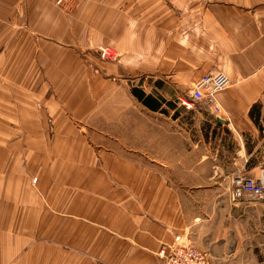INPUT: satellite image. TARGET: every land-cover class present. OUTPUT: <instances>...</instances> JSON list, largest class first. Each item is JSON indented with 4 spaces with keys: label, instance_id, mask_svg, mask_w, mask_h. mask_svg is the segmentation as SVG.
<instances>
[{
    "label": "crops",
    "instance_id": "obj_1",
    "mask_svg": "<svg viewBox=\"0 0 264 264\" xmlns=\"http://www.w3.org/2000/svg\"><path fill=\"white\" fill-rule=\"evenodd\" d=\"M56 2L0 0V264L264 251V200L233 197L264 171V0ZM217 72V116L186 109Z\"/></svg>",
    "mask_w": 264,
    "mask_h": 264
},
{
    "label": "built area",
    "instance_id": "obj_2",
    "mask_svg": "<svg viewBox=\"0 0 264 264\" xmlns=\"http://www.w3.org/2000/svg\"><path fill=\"white\" fill-rule=\"evenodd\" d=\"M57 5L70 9L72 3L69 0H57ZM102 57L109 61L117 59L116 54L108 47L100 48ZM230 86L229 78L222 72H217L204 77L190 92V99L181 100L183 106L190 110L194 104L203 102L206 104L208 112L217 116L220 108L216 96ZM37 182V179H34ZM250 197L254 200H264V171L258 178L239 177L234 180V199ZM159 256L164 260V264H209L210 255L196 247L192 241L184 235L176 236L174 243L164 246Z\"/></svg>",
    "mask_w": 264,
    "mask_h": 264
},
{
    "label": "rangeland",
    "instance_id": "obj_3",
    "mask_svg": "<svg viewBox=\"0 0 264 264\" xmlns=\"http://www.w3.org/2000/svg\"><path fill=\"white\" fill-rule=\"evenodd\" d=\"M70 3H72V6H75V5L79 4L78 0H69V4ZM56 4H57V2H56ZM60 8H62V7H60ZM62 9H64V8H62ZM64 10H66V9H64ZM99 53H100V49H99ZM263 225L264 224H260L255 219H253L251 221V223H250L251 234H253L255 236V237H251V240L257 241V239H258L257 234H258L259 231L263 230L262 229ZM260 243H263V242H260ZM194 245L196 247L200 248L196 244H194ZM200 249L206 251L210 255V252L207 249H203V248H200ZM209 264H211V256H210ZM232 264H264V251L254 250V251H250L248 253H243V254H241V256H239V259L235 260Z\"/></svg>",
    "mask_w": 264,
    "mask_h": 264
},
{
    "label": "trees",
    "instance_id": "obj_4",
    "mask_svg": "<svg viewBox=\"0 0 264 264\" xmlns=\"http://www.w3.org/2000/svg\"><path fill=\"white\" fill-rule=\"evenodd\" d=\"M135 95H137L139 98H142L141 95L137 92H135Z\"/></svg>",
    "mask_w": 264,
    "mask_h": 264
}]
</instances>
